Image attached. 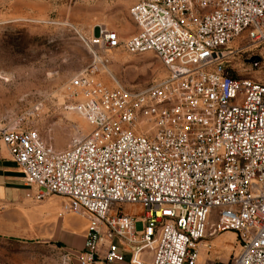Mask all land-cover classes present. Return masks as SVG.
Masks as SVG:
<instances>
[{"label":"built area","instance_id":"2783aa9c","mask_svg":"<svg viewBox=\"0 0 264 264\" xmlns=\"http://www.w3.org/2000/svg\"><path fill=\"white\" fill-rule=\"evenodd\" d=\"M129 15L126 53H153L164 78L128 91L109 71L117 33L78 35L91 61L65 86L64 109L88 132L63 151L32 129H0V141L36 202L65 198L87 220L78 264H220L199 258L224 232L241 242L227 264H264V84L222 66L232 42L264 45V0H137Z\"/></svg>","mask_w":264,"mask_h":264},{"label":"rangeland","instance_id":"374dc122","mask_svg":"<svg viewBox=\"0 0 264 264\" xmlns=\"http://www.w3.org/2000/svg\"><path fill=\"white\" fill-rule=\"evenodd\" d=\"M135 2L0 0V129H32L57 151L69 146L76 130L88 132L81 117L65 111L64 88L91 61L78 35L90 37L99 28L114 31L119 37L121 46L106 55L110 73L126 90L145 89L164 78L167 72L153 53L129 55L123 47L137 32L129 15ZM223 51L222 66L227 72L264 84V45H253L242 37ZM98 76L108 88H113L105 72ZM57 203L61 207V201ZM121 208L139 220L143 216L139 207ZM214 221L210 219L211 223ZM135 228L142 229L141 221ZM210 246L208 255L200 252L199 263L227 264L241 250L234 232L218 234ZM77 251L19 233L0 234V264H75Z\"/></svg>","mask_w":264,"mask_h":264},{"label":"crops","instance_id":"0c3cea01","mask_svg":"<svg viewBox=\"0 0 264 264\" xmlns=\"http://www.w3.org/2000/svg\"><path fill=\"white\" fill-rule=\"evenodd\" d=\"M36 192V187L25 185L21 170L0 141V234L19 233L26 238H39L77 249L78 253L87 220L63 210L67 199L52 195L36 202L32 197ZM56 201H61V207ZM126 257L128 255L123 263L115 264H129Z\"/></svg>","mask_w":264,"mask_h":264}]
</instances>
